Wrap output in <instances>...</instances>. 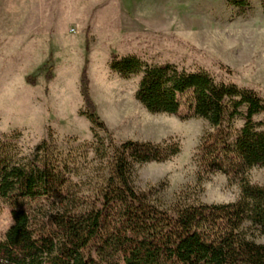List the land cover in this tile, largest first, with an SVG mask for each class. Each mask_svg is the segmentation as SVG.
<instances>
[{"label": "rangeland", "instance_id": "374dc122", "mask_svg": "<svg viewBox=\"0 0 264 264\" xmlns=\"http://www.w3.org/2000/svg\"><path fill=\"white\" fill-rule=\"evenodd\" d=\"M114 55L205 70L264 99V0H0V146L6 144L16 161L28 160L43 141L62 155H81L95 134L106 145L175 142L179 151L167 160L133 165L138 191L162 208L235 201L238 183L197 165L209 123L148 111L135 98L140 76L112 71ZM84 68L104 129L84 115ZM243 123L239 117L233 125ZM86 153L74 180L98 167L92 149ZM249 179L264 185V167L253 168ZM11 223L9 208L2 207L0 238ZM250 235L264 242V234Z\"/></svg>", "mask_w": 264, "mask_h": 264}, {"label": "trees", "instance_id": "16d2710c", "mask_svg": "<svg viewBox=\"0 0 264 264\" xmlns=\"http://www.w3.org/2000/svg\"><path fill=\"white\" fill-rule=\"evenodd\" d=\"M109 66L123 78L140 76L135 98L148 111L209 123L197 165L238 183V198L162 208L138 191L133 165L167 160L179 151L175 142L106 145L95 134L81 155H62L43 141L25 162L2 144L0 209L9 208L12 223L0 238V264H264V242L250 235L264 234V185L249 179L253 168L264 167V99L205 70L150 64L135 55H114ZM88 82L84 68V115L104 129ZM258 114L263 117L255 121ZM239 117L244 123L235 128ZM87 148L98 167L74 180Z\"/></svg>", "mask_w": 264, "mask_h": 264}]
</instances>
